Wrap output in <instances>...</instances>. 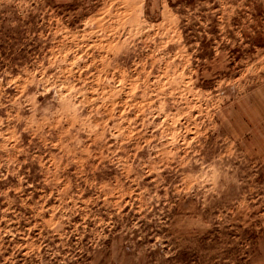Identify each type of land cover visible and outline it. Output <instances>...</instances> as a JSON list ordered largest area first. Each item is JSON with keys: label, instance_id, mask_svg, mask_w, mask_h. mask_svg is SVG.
<instances>
[{"label": "rangeland", "instance_id": "1", "mask_svg": "<svg viewBox=\"0 0 264 264\" xmlns=\"http://www.w3.org/2000/svg\"><path fill=\"white\" fill-rule=\"evenodd\" d=\"M0 264H264V0H0Z\"/></svg>", "mask_w": 264, "mask_h": 264}, {"label": "trees", "instance_id": "2", "mask_svg": "<svg viewBox=\"0 0 264 264\" xmlns=\"http://www.w3.org/2000/svg\"><path fill=\"white\" fill-rule=\"evenodd\" d=\"M207 45H212V44H207ZM214 57V51L210 50L209 52H203L199 54L198 58L207 60V59H212Z\"/></svg>", "mask_w": 264, "mask_h": 264}]
</instances>
